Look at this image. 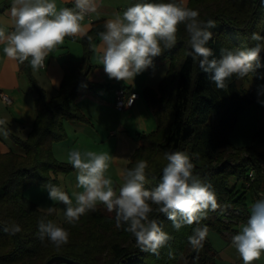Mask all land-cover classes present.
<instances>
[{
    "label": "trees",
    "instance_id": "obj_1",
    "mask_svg": "<svg viewBox=\"0 0 264 264\" xmlns=\"http://www.w3.org/2000/svg\"><path fill=\"white\" fill-rule=\"evenodd\" d=\"M139 2L144 0H132L130 6ZM187 6L199 10L200 19L216 21V27L210 29L213 39L208 44L216 58L224 48L252 47L253 33L264 36L261 0H189ZM105 21V18L93 20L90 30L81 37L82 61L75 62L69 57L63 61L64 77L56 93L49 95L38 84L28 63L21 66L30 77L36 118L26 137L9 132L20 150L0 151V264H46L58 254L82 264H221L219 252L208 236L198 249L191 246L188 237L196 227L204 225L222 233L234 230L237 222L248 221L253 204L264 199V151L257 150L253 144L236 146L231 139L240 114L256 101L245 82L252 75L264 83V66L243 79L234 75L226 81V90L217 89L209 74L202 72L187 55L189 36L183 24L178 26L175 46L154 58L153 62L170 63L159 84L144 89L157 126L149 132H137V146L124 175L126 178L127 171L139 160H146L149 183L145 187L152 189L158 186L167 164L164 153H195L198 159L193 160V174L212 184L219 204L217 210L209 211L198 224L184 225L179 230L166 215L154 212L152 218L158 219L172 237L156 254L141 251L135 237L124 230L126 225L116 228L115 212H108L104 205L86 212L75 224L66 220L62 223L70 232L66 245L57 248L47 238L41 241L37 237L40 218L55 222L58 214L55 211L48 215L25 197L23 189L31 184L47 186L50 182L59 186L57 173L74 169L70 162L56 158L53 142L67 137L65 120L93 124L78 104L77 96L83 86L94 89L100 85L89 79L94 51L89 47L88 36L93 38V43L99 41ZM260 62L264 65V52ZM263 136L264 128L255 133V137ZM251 169H254L253 178ZM13 223L20 226V233L12 235L5 231Z\"/></svg>",
    "mask_w": 264,
    "mask_h": 264
},
{
    "label": "clouds",
    "instance_id": "obj_2",
    "mask_svg": "<svg viewBox=\"0 0 264 264\" xmlns=\"http://www.w3.org/2000/svg\"><path fill=\"white\" fill-rule=\"evenodd\" d=\"M264 4V0H261ZM97 0H74L73 7L58 10L56 0H12L10 22L0 19V44L7 58L20 64L29 62L33 72L44 68L45 60L57 46L63 45L66 37L85 33V17L97 11ZM183 24L188 33L187 45L194 63L208 73L219 90H226L234 75L243 79L254 74L261 64L264 52V36L253 33L255 42L247 48H224L216 58L208 47L216 27L213 19H200L199 10L187 6L186 0L169 2H144L128 7L123 14L105 21V31L99 33L102 43L97 46L88 36L89 47L101 53L105 73L110 79L133 81L134 78L153 65L155 57L164 49H171L177 40L178 26ZM11 27V31L8 28ZM264 103V101H260ZM0 134L9 135L7 119H0ZM167 161L162 178L155 188L145 187L149 183L146 160H139L134 168L127 171L126 179L118 191L113 181L106 178L113 157L107 152L81 151L73 149L68 161L77 170V187L74 192L75 204L62 185L49 183L46 187L49 198L65 206L64 217L69 224L78 222L86 212L95 211L97 204H103L108 212H115L116 228L124 225L131 233L141 251L158 253L172 237L163 230L152 214L163 213L172 221L176 230L184 225L199 223L209 211L219 207L212 184L194 176L195 153L170 151L164 153ZM153 205L156 207L153 208ZM55 207L47 208V214L55 213ZM5 231L15 235L21 232L17 224L6 227ZM209 234L207 225L196 227L188 237L193 248H200ZM37 237L47 238L57 248L69 241L68 229L53 220L41 217L38 221ZM232 244L239 252L244 264H253L264 252V199L257 200L250 217L232 237Z\"/></svg>",
    "mask_w": 264,
    "mask_h": 264
},
{
    "label": "crops",
    "instance_id": "obj_3",
    "mask_svg": "<svg viewBox=\"0 0 264 264\" xmlns=\"http://www.w3.org/2000/svg\"><path fill=\"white\" fill-rule=\"evenodd\" d=\"M131 2L132 0H97V11L86 16L83 21L86 29L85 33L90 30L93 20L99 18L112 19L116 13L122 15ZM188 2L189 0H186L187 4ZM11 3L12 0H0V19L10 22ZM56 4L58 10L62 7H73L74 0H56ZM8 30L11 31V27ZM84 34L76 37H66L64 44L57 46L49 54L46 59V66L36 72H33L28 61L25 62L28 63L35 80L49 95L56 93L61 85L64 77L63 61L67 57L75 62L82 61L84 52L80 39ZM101 43L100 39L95 44L99 46ZM3 48L4 45L0 44V89H3L12 97V102L7 103L0 97V119H7V128L10 132L26 137L36 118L34 97L30 90V77L26 71L21 69L22 64L6 57ZM92 62L94 66L89 74V79L100 85L94 89L81 87L77 102L93 120V124L88 125L96 128L102 136H105L109 131L108 134L115 136L118 145L129 143V146H132L134 142L133 133L135 137L138 131L149 132L157 126L155 114L147 102L144 89L148 86L156 87L166 75L170 63L167 60L155 61L152 66L138 74L133 81L126 82L109 78L104 71L100 52L93 53ZM121 86L138 92L133 106L119 109L115 105L116 90ZM245 87L254 92L256 101L240 114L231 138L235 132L244 136L246 134L254 136L257 131L264 128V103L260 102L264 101V83L250 75L245 82ZM76 124L74 123V126L78 128L83 126ZM115 126L123 128L132 138L124 136V134L119 135L117 130L113 128ZM109 127L110 130H108ZM130 127L134 130H129ZM8 136L11 138L10 135ZM5 143V139L0 136V151L10 149ZM233 143L235 144L234 141ZM134 146L136 147L137 143ZM231 248H234V246ZM229 257L232 258V256Z\"/></svg>",
    "mask_w": 264,
    "mask_h": 264
},
{
    "label": "rangeland",
    "instance_id": "obj_4",
    "mask_svg": "<svg viewBox=\"0 0 264 264\" xmlns=\"http://www.w3.org/2000/svg\"><path fill=\"white\" fill-rule=\"evenodd\" d=\"M116 105V104H115ZM119 108V107H118ZM121 109V108H119ZM76 125H83L79 128L74 126ZM79 123V124H78ZM65 126L67 129V137L62 140H54L53 142V151L56 158L60 161H68V153L73 149H79L81 151H96L97 153L100 152H107L112 157L113 160L110 162L109 169L106 172V178H110L113 181L114 188L118 191V189L123 185L125 182V168L127 162L134 151L135 144L137 143V133H133L134 142L132 146H129V143L126 145H121L116 142L114 135H109L108 132L105 136H102L96 128L88 125L89 123L82 122H75L70 120H65ZM77 128V129H76ZM117 130L119 135L129 136L132 138L123 128L118 126L113 127ZM110 130V127L108 128ZM129 130L133 131V128H129ZM139 132V131H138ZM2 138L6 141V146L8 148H12L15 150H20V147L9 137L0 134ZM24 137V135H22ZM250 136V137H249ZM107 138V139H106ZM236 145H251L253 144L255 148L259 151H264V138L262 137H255L251 135H241L238 132H235L231 138ZM130 142V140H128ZM132 149V151H130ZM57 177L60 181V185L63 186V189L67 192L69 197L72 199L73 204H75V198L72 195L74 192H82L83 189L77 187L78 181L77 177V170L74 168L70 172H58ZM23 194L28 199L36 202L38 206L47 211L49 207H55L57 212V218L55 223L62 227V223L66 220L64 217V209L65 206L62 203L54 202L49 198V191L45 185H38V184H31L26 186L23 189ZM97 205H103L98 203ZM247 221H239L235 224L234 230H228L225 233L216 231V230H209L208 238L214 245V247L218 250V261L221 264H244L239 252L233 247L232 244V237L233 233H239L240 230L244 225H246ZM235 235V234H234ZM230 244V245H229ZM227 245H229L227 247ZM233 249V250H231ZM229 256H232L229 257ZM60 264H68V263H60ZM253 264H264V252H262L261 257L259 260L253 261Z\"/></svg>",
    "mask_w": 264,
    "mask_h": 264
},
{
    "label": "built area",
    "instance_id": "obj_5",
    "mask_svg": "<svg viewBox=\"0 0 264 264\" xmlns=\"http://www.w3.org/2000/svg\"><path fill=\"white\" fill-rule=\"evenodd\" d=\"M45 63H46V60H45ZM137 95H138V92L129 90L128 88L121 86L116 90L115 104L117 107L121 109L126 108V107H131L135 103V99L137 98ZM0 97L7 103L12 102V97L7 92H5L3 89H0ZM249 173H250V176L253 178L254 169H251Z\"/></svg>",
    "mask_w": 264,
    "mask_h": 264
},
{
    "label": "water",
    "instance_id": "obj_6",
    "mask_svg": "<svg viewBox=\"0 0 264 264\" xmlns=\"http://www.w3.org/2000/svg\"><path fill=\"white\" fill-rule=\"evenodd\" d=\"M60 263H69V264H82L80 261L67 257L65 255H55L51 257L46 264H60Z\"/></svg>",
    "mask_w": 264,
    "mask_h": 264
}]
</instances>
